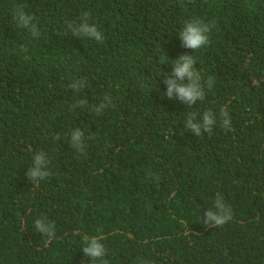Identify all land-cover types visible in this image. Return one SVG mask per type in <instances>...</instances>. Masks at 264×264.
Returning <instances> with one entry per match:
<instances>
[{
    "label": "trees",
    "instance_id": "1",
    "mask_svg": "<svg viewBox=\"0 0 264 264\" xmlns=\"http://www.w3.org/2000/svg\"><path fill=\"white\" fill-rule=\"evenodd\" d=\"M18 4L39 36L13 20ZM85 12L102 42L65 35ZM193 19L214 25L195 51L178 35ZM165 54L192 55L202 84L214 79L203 101L164 96ZM206 110L217 122L196 136L187 113ZM40 152L50 175L30 181ZM218 193L233 218L210 228ZM37 219L54 223L51 240ZM84 236L102 260L84 255ZM104 262L264 264V0H0V264Z\"/></svg>",
    "mask_w": 264,
    "mask_h": 264
},
{
    "label": "clouds",
    "instance_id": "2",
    "mask_svg": "<svg viewBox=\"0 0 264 264\" xmlns=\"http://www.w3.org/2000/svg\"><path fill=\"white\" fill-rule=\"evenodd\" d=\"M12 16L18 27L30 30L33 36H39L37 25L32 22L34 17L27 14L23 10V6L16 5ZM88 17L89 13L85 12L79 24L67 23L65 35L71 31L73 36L94 38L97 42H102L104 38L103 33L94 24L88 23ZM213 26L212 23H205L200 19H193L185 23L178 34L182 46L195 51L208 45L210 43L209 34ZM22 51H27V48H22ZM159 62L161 65L171 63L173 66L171 74L161 72L164 83L167 85V91L163 93L164 96L169 99L173 96L178 97L189 108L196 105L197 101H203L205 99V87L210 89L213 86L214 79L212 77H209L207 82L202 84L201 74L195 68L196 61L192 55L184 54L178 59L170 61L165 54L160 58ZM184 81H187V83H184ZM69 87L73 90H79L83 87V80H76ZM105 101L107 103H101L91 110L99 115L105 108L111 105L110 97L106 96ZM86 103L87 101L79 100L73 107H83ZM198 117H201V119L198 120ZM220 117L222 120L221 127L228 129L231 121L225 109L220 110ZM216 122V116L213 115L211 110L204 111L202 115L193 111L187 113L185 127L191 129L196 136H201L203 132H207L210 135ZM83 138L84 133L79 128L71 134V146L80 153L84 151ZM48 163V158L43 152L35 154L33 156L34 166L26 174L28 180L38 181L48 177L50 175L46 170ZM214 208L215 210L209 209L204 214L205 219L203 223L207 227H220L232 220L233 214L231 208L223 202V197L219 193L214 201ZM35 229L37 232L47 236L49 240L55 236L54 223L46 222L45 219H37L35 221ZM83 243L85 245L83 247V253L90 258V261L102 260L105 256L106 249L97 237L84 236Z\"/></svg>",
    "mask_w": 264,
    "mask_h": 264
}]
</instances>
